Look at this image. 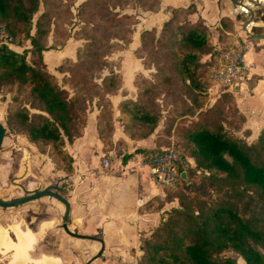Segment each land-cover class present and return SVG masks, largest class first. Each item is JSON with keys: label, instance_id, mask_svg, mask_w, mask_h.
Returning a JSON list of instances; mask_svg holds the SVG:
<instances>
[{"label": "trees", "instance_id": "obj_1", "mask_svg": "<svg viewBox=\"0 0 264 264\" xmlns=\"http://www.w3.org/2000/svg\"><path fill=\"white\" fill-rule=\"evenodd\" d=\"M40 4L41 0H0V26L8 39L22 37L29 39L31 44L29 60L7 44H0V90L14 91L16 107L11 114L12 120L30 141L50 146L62 170L70 174L73 159L64 141L71 142L82 134L90 99L78 93L69 95L47 71L42 52L46 49L50 30L48 10L43 9L37 16L35 31L30 32L32 17ZM159 5L160 0H84L79 5V18L82 28L91 31L105 30L109 26L123 32L126 31L125 18L115 11L116 8L137 6L157 11ZM194 11L192 3L186 7L177 6L171 10L158 34L153 28L140 33L138 52L153 66L154 73L145 78L135 99L119 103L123 130L131 139L148 137L163 118L165 97H171L174 102L178 101L174 116L192 119L183 125L180 133L186 153L174 145L170 147L192 162L183 168L187 176L185 181L179 177L175 186L164 189V200L173 201L172 191L178 185L190 187L196 172L210 184L224 187L226 192L240 187L264 192V129L252 143L235 134L243 129L244 118L231 91L221 92V102L206 106L210 76L219 63L220 52L233 36V21L223 15L217 37L212 42L203 20L191 21L187 17ZM78 54L82 60L97 58L99 53L94 40L78 50ZM119 81L116 73H110L102 78L101 85L111 90ZM21 103H29L40 112L30 114ZM166 112L170 113L169 109ZM174 120L164 116V125L156 136L154 147L125 153L123 163L140 154L143 162L149 165L161 149L160 138L170 134ZM112 128L109 111L100 110L97 132L103 144H111L107 137ZM242 132L250 133L246 128ZM176 198L178 206L165 211L149 234L140 238L139 264H234L233 259L215 257L227 249L236 251L245 264H264V221L245 217L228 197L198 210L187 206L188 198L181 192Z\"/></svg>", "mask_w": 264, "mask_h": 264}, {"label": "rangeland", "instance_id": "obj_2", "mask_svg": "<svg viewBox=\"0 0 264 264\" xmlns=\"http://www.w3.org/2000/svg\"><path fill=\"white\" fill-rule=\"evenodd\" d=\"M83 1L41 0L38 11L32 17L30 32L32 34L35 31L37 16L43 9L48 10L51 15L50 30L46 38V49L42 52V55L46 52L43 61L47 71L69 95L78 93L89 96L88 115H91L95 107L98 113L102 109L108 110L113 120V128L107 138L118 139L121 143L125 141L123 136L127 134L123 130L122 118L119 116V103L124 99H135L138 89L146 81L145 78L151 77L154 73L153 66L145 62L142 54L138 52L140 33L143 30L153 28L155 33L158 34L162 24L169 18L171 12L167 16H160L159 10L164 8L163 4L162 7L159 6L158 12L145 10L137 6L116 8L115 11L125 18L123 25L126 31L122 32L108 26L105 30L95 32L88 28H82L83 25L79 18V5ZM209 35L211 41L214 42L217 32L211 29ZM91 39L96 43L99 56L82 60L78 50H82ZM7 45L9 48L12 47L11 49L14 51L23 53L27 60L30 59L28 51L31 44L29 39L22 37L14 40L9 39ZM59 66L62 68H59ZM110 73H116L120 81L116 88L108 90L102 87L101 80ZM254 80L255 77L248 82V85L252 84ZM235 92L239 103L246 99V87L244 90L240 89V91ZM242 93L244 94L242 95ZM14 95L13 90H0V122L5 128V136L0 148V198L3 200H11L23 195L24 192L20 186L32 191L33 189L43 188L46 184L50 186L57 185L62 179L61 175L65 173L61 164L53 155L51 147L48 145L40 146L30 141L22 128L18 127L19 125H16V122L12 120L11 114L14 107H16ZM174 101L171 97H165L164 104L166 102V105L163 108V118L153 132V144L155 145L156 136L160 134L163 128L164 116H168L175 119L174 124L170 134L162 135L160 138V146L162 148L174 145L175 148L186 153V150L182 149L183 141L180 138V133L183 125L192 118L174 116V111H178V105L175 104L178 101ZM216 102H221L219 95L208 97L206 106L211 107ZM23 105L29 110L30 114L40 112L29 103H21L20 106ZM168 109L170 113L166 112ZM102 129L105 130V128ZM242 131L243 129H240L235 134L244 138L247 143H252L258 135L245 134ZM71 143L72 141L68 142L65 139L64 147L66 150ZM108 146L104 144V154L99 157L100 160L104 161L106 159L108 150H110ZM95 154H98V151ZM138 163L141 164L142 160H139ZM25 165L27 170L24 171ZM103 167L105 166L103 165ZM106 170L108 171L104 168V171ZM45 173L48 174V177L42 176ZM191 180L190 187L185 188L178 185L173 189L172 194L175 195L173 198L174 207L178 206L176 197L180 192L188 198L187 206L193 210L213 206L216 201L228 197L242 215L256 219L259 222L264 221V192L249 187H240L226 192L224 187L215 185V183L210 184L198 172ZM66 183L67 190L64 189L61 193L65 197L68 196V189L71 188V182L67 181ZM151 204L152 202L147 207H150ZM63 211L64 207L61 202L53 197L43 196L16 207H0V226L11 228V225L18 224L19 226L22 225L21 227L24 230H35L40 220L54 218L55 223L52 224V228L47 230V234H44L38 244L34 246V249H37L31 252L33 258H36L42 249L48 255L60 253L62 260L59 264H139L142 252L138 246L128 247L123 254L115 253L113 256H109L111 251L109 248L113 250L114 247H108L109 251H102L103 254H99L95 258L94 256L99 252L100 246L95 243L87 244L82 240L71 239L62 229ZM10 255L11 253L6 254L4 256L5 260ZM215 257L219 260L233 259L234 264H245L242 257L232 249L224 250Z\"/></svg>", "mask_w": 264, "mask_h": 264}, {"label": "crops", "instance_id": "obj_3", "mask_svg": "<svg viewBox=\"0 0 264 264\" xmlns=\"http://www.w3.org/2000/svg\"><path fill=\"white\" fill-rule=\"evenodd\" d=\"M191 3L195 7V11L188 15L191 21L201 18L209 30L214 29L218 33L219 20L227 15L233 21V36L246 42V58L254 69L250 80L253 77L255 80L250 85L248 82L240 84L231 92L244 118L243 129L257 135L264 129V0H160L159 6L164 5L159 10L160 16H167L174 7H186ZM245 87L246 99L239 103L235 91ZM212 96L218 95L208 92V97ZM97 114L96 107L91 115L87 112L82 135L76 137L67 149L73 159V172L63 173L61 181L53 185L62 188L61 194L64 189L67 190L66 182H71L66 197L70 204L69 229L95 239L69 237L100 246L95 258L103 254L102 251L111 250L109 256H113L115 253L123 254L128 247L138 246L141 236L148 235L163 213L175 204L174 201L164 200V189L155 185L150 168L140 154H135L124 163L122 161L125 153H131L136 148H153V133L141 139L124 135L125 141L121 143L118 139H110L107 164L104 165L99 159L104 154V144L97 132ZM97 151L98 154H95ZM139 160H142L141 164ZM42 176L48 177V174ZM149 202L152 204L147 207ZM54 223V218L40 220L35 230H24L18 224L11 225V228L0 226V264H59L62 260L60 253L48 255L41 249L36 258L31 254ZM108 247L114 248L108 250ZM8 253L11 255L5 260L4 256Z\"/></svg>", "mask_w": 264, "mask_h": 264}, {"label": "built area", "instance_id": "obj_4", "mask_svg": "<svg viewBox=\"0 0 264 264\" xmlns=\"http://www.w3.org/2000/svg\"><path fill=\"white\" fill-rule=\"evenodd\" d=\"M8 41L4 28L0 26V44H8ZM246 51V42L237 36H232L227 47L220 52L219 63L211 73V85L208 89L210 94L219 95L223 91H233L236 83L239 86L251 78L254 69L252 63L246 58ZM191 162L189 157L167 146L162 147L152 157L148 166L155 185L165 189L175 186L180 172L184 171L183 168ZM103 163L106 165L107 160L105 159Z\"/></svg>", "mask_w": 264, "mask_h": 264}, {"label": "water", "instance_id": "obj_5", "mask_svg": "<svg viewBox=\"0 0 264 264\" xmlns=\"http://www.w3.org/2000/svg\"><path fill=\"white\" fill-rule=\"evenodd\" d=\"M234 88L235 89L238 88L237 83L234 85ZM4 136H5V128H4L3 124L0 122V148H1ZM180 177L183 181H185L187 179L186 172L185 171L180 172ZM20 187L22 188L24 194L17 197V198L11 199V200H3L0 198V207H2V208L16 207L18 205H21L23 203H26V202H29L32 200H36V199L41 198L43 196L53 197V198L57 199L59 202H61L63 204V207H64V211H63V215H62V223H61L62 229L68 235L75 237V238L95 239V237L85 235V234H81V233H78L77 231H72L69 229L68 217H69L70 204H69L68 199L59 193L62 190V188H60L58 186L47 185L43 188L33 189L32 191H28L24 187H22V186H20Z\"/></svg>", "mask_w": 264, "mask_h": 264}, {"label": "bare ground", "instance_id": "obj_6", "mask_svg": "<svg viewBox=\"0 0 264 264\" xmlns=\"http://www.w3.org/2000/svg\"><path fill=\"white\" fill-rule=\"evenodd\" d=\"M25 168H24V171L25 170H27V167H26V165L24 166ZM20 232V231H19ZM28 233V232H27ZM26 236H27V234H25ZM21 236V235H20ZM22 240V239H21ZM16 246V245H15ZM18 247V246H17ZM44 258V257H43ZM47 259V258H46ZM37 262H39V260L37 261ZM44 262H45V259H44Z\"/></svg>", "mask_w": 264, "mask_h": 264}]
</instances>
